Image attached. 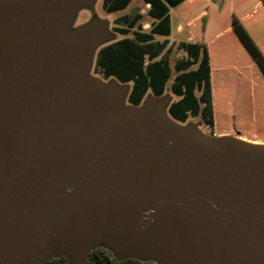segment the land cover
Instances as JSON below:
<instances>
[{
  "label": "water",
  "instance_id": "water-1",
  "mask_svg": "<svg viewBox=\"0 0 264 264\" xmlns=\"http://www.w3.org/2000/svg\"><path fill=\"white\" fill-rule=\"evenodd\" d=\"M93 0H0V264H83L102 239L161 264H264V147L210 137L168 99L87 76Z\"/></svg>",
  "mask_w": 264,
  "mask_h": 264
},
{
  "label": "trees",
  "instance_id": "trees-1",
  "mask_svg": "<svg viewBox=\"0 0 264 264\" xmlns=\"http://www.w3.org/2000/svg\"><path fill=\"white\" fill-rule=\"evenodd\" d=\"M109 12L124 7L125 3L118 0H103ZM161 4V8L153 7L149 13L158 19L151 33L134 32L133 39L126 38L113 42L101 48L96 57L97 68L103 71L104 77H117L121 82H132V89L127 101L133 105H140L144 96L151 90L154 96L164 94L165 83L169 76V64L165 57L155 60L164 50L166 41H154L153 34L168 35L170 20L168 6L176 7L185 0H153ZM264 2V0H263ZM135 21L130 25L133 27ZM233 28L241 40L247 54L231 57L224 63H215L212 80L208 49L204 43H187L183 49L187 59L179 60L175 64L178 72L171 85V91L179 98L167 106L168 115L179 122H185L189 111H194L202 103L207 106L204 111H211L210 98L213 96L216 104L221 102L232 109L240 108L239 99L248 97V112L264 111V54L252 40L247 30L238 18L233 17ZM121 33L130 30L123 28ZM241 51V50H240ZM242 52V51H241ZM248 53L251 58L248 57ZM250 62L256 64L258 72L254 76L231 70L233 66ZM147 63V64H146ZM197 65L195 68H191ZM201 92V94H197ZM259 94V95H258ZM45 264H68L64 257L50 258ZM83 264H154L151 260H141L136 257L124 259L116 258L108 249L97 247L91 249Z\"/></svg>",
  "mask_w": 264,
  "mask_h": 264
},
{
  "label": "rangeland",
  "instance_id": "rangeland-1",
  "mask_svg": "<svg viewBox=\"0 0 264 264\" xmlns=\"http://www.w3.org/2000/svg\"><path fill=\"white\" fill-rule=\"evenodd\" d=\"M143 0H136L133 2L127 9L124 11L119 12H109L104 4L103 0H93L90 4H81L76 7L74 13L72 14L71 18L67 23V31L72 32L79 27L98 22L102 25H105L110 33L108 39L104 40L103 42L96 45L94 48L91 57H90V64L88 70L86 72L87 76H94L106 83H116L119 86L126 87L128 94L132 89V82H121L117 77H104L103 71L97 68L96 65V57L99 50L106 45H109L113 42L121 41L126 38L133 39L134 32L136 29L140 27L136 25L135 27L130 29L129 33H121L118 31V28L121 26L122 21L120 20V16L123 14H128L131 10L132 12L138 11L140 7L143 6ZM176 16V15H175ZM150 18L147 17V14L144 13L143 18L139 21L140 25L145 22H150ZM160 38V37H159ZM162 38V37H161ZM169 41H171L169 39ZM229 48H226L227 58L220 59L224 63L226 60L230 59L231 57H239L242 52L241 49H236L237 47L230 45ZM165 52L168 55L169 60V76L165 83L164 87V94L162 97H166L168 99L167 106L174 100H177L179 97L175 95L171 91V85L174 82V78L177 75V71L175 70V63L185 56L184 51L178 48L177 41H174L172 45H169ZM165 54V53H164ZM241 57V56H240ZM147 64V63H146ZM231 70L236 71L238 73L242 72L241 74H245L246 77L254 76L256 72H258V67L256 64L250 62L248 63L238 64L233 66ZM127 94V97H128ZM197 94H201V92H197ZM264 96V92L261 93ZM259 95V94H258ZM154 94L151 90H148L144 96V101L150 97H153ZM211 103V111H204L207 106L205 103H202L200 107H198L194 111H189L188 118L185 122L177 123L183 125L185 128H193L199 129L203 131L206 135L210 137H224V138H236V137H243L246 139H250L252 141L257 142H264V111H252L248 112V97L246 99L241 100L239 99L240 108L238 110L232 109L230 106L226 105L225 103L221 102L220 104H216V100L212 96L210 98ZM124 105H130L128 103L127 98L124 101ZM168 114V112H167ZM222 135V136H221ZM5 150V145L0 142V156L3 154ZM102 247L105 249L110 250V252L118 259L121 257L118 255L117 251L106 241L102 239H94L86 252V254L93 248ZM64 257L69 262V257L65 252L62 251H53L48 254L46 257V261L50 258H58ZM133 257L131 255L126 256L125 258ZM137 258V257H136ZM141 260H151L154 264H161V259L159 255L155 252H152L148 256L139 258Z\"/></svg>",
  "mask_w": 264,
  "mask_h": 264
},
{
  "label": "crops",
  "instance_id": "crops-1",
  "mask_svg": "<svg viewBox=\"0 0 264 264\" xmlns=\"http://www.w3.org/2000/svg\"><path fill=\"white\" fill-rule=\"evenodd\" d=\"M118 1L125 3V5L113 12L124 11L136 0ZM142 2L143 6L138 11L132 12L131 10L128 14L120 16L118 21H122V24L118 31L123 28L130 30L138 25L140 28L135 31L151 33L152 28L158 23V19L152 17L149 11L154 6L161 8V4L154 3L153 0H143ZM144 13L151 20L149 23L145 22L140 25L139 21L143 18ZM168 16L170 33L168 35L153 34L154 41H166L164 50L155 60L165 57L169 62L165 51L169 49V45H172L174 41H177L178 48L185 53V56L180 60L188 57L183 49L184 44L204 43L209 53L212 80L214 64L216 62L220 63L221 61H218L220 59L227 58L226 48H229L228 46L233 44V46L237 47L236 49H241L242 53L247 54L241 40L234 31L233 17L239 19L252 40L264 54L263 0H185L176 7L168 6ZM134 21V26L130 27ZM248 57L251 58L249 53ZM196 66L193 65L191 68Z\"/></svg>",
  "mask_w": 264,
  "mask_h": 264
},
{
  "label": "bare ground",
  "instance_id": "bare-ground-1",
  "mask_svg": "<svg viewBox=\"0 0 264 264\" xmlns=\"http://www.w3.org/2000/svg\"><path fill=\"white\" fill-rule=\"evenodd\" d=\"M197 132H199L200 134L202 135H205L207 136L203 131H200L199 129H197ZM222 136V135H221ZM236 139L238 141H241L245 144H248V145H251V146H256V147H264V142H257V141H252L250 139H246V138H243V137H236Z\"/></svg>",
  "mask_w": 264,
  "mask_h": 264
}]
</instances>
